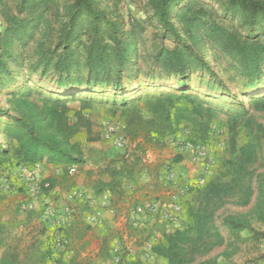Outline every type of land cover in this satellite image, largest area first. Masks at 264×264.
Segmentation results:
<instances>
[{
	"label": "rangeland",
	"instance_id": "obj_1",
	"mask_svg": "<svg viewBox=\"0 0 264 264\" xmlns=\"http://www.w3.org/2000/svg\"><path fill=\"white\" fill-rule=\"evenodd\" d=\"M153 1L91 0L105 13L99 29L83 16L70 31L73 0H0V176L25 166L17 164L15 141L1 154L5 126L26 111L25 101L56 97L67 98L69 122L78 125L71 142L82 159L59 163L57 186L73 192L79 173L70 169L96 168L90 191L52 200L37 185L28 209L20 208L26 187L0 189V257L15 264H55L59 255L87 264H264V109L251 101L264 93V68L249 83L206 33L215 25L264 43V20L252 26L232 0H181L170 15L176 36ZM96 36L132 43L121 89L87 86L84 58ZM177 47L204 58L213 74L197 67L180 83L156 59ZM249 144L253 152L243 150Z\"/></svg>",
	"mask_w": 264,
	"mask_h": 264
},
{
	"label": "trees",
	"instance_id": "obj_2",
	"mask_svg": "<svg viewBox=\"0 0 264 264\" xmlns=\"http://www.w3.org/2000/svg\"><path fill=\"white\" fill-rule=\"evenodd\" d=\"M180 1H153L154 12L158 16L159 21L176 36L177 30L170 19V15L173 6L177 5ZM231 4L234 7H242L245 10V15L252 26H256L264 20V0H232ZM69 13H71L69 21L71 25L70 31L75 29L77 22L83 16L91 21L90 25L95 31L99 29V24L105 18V13L102 10L95 9L91 5V0H73L72 4L69 5ZM206 33L212 39H215L216 44L232 61L239 65L242 75L250 79L249 83H254L256 78L263 72L264 43L259 40L237 39L215 25L208 26ZM113 39L115 40V38ZM131 45L132 43L128 41L105 42L99 36H96V39L87 47L84 58L85 64L89 69L87 86L111 85L114 89H121L122 85L119 73L132 60ZM156 59L165 71L172 72L174 75L181 77L180 83H187L191 73L197 67H200L202 70H210L213 74L210 65L204 58L197 59L193 57L183 47L160 51ZM62 80L58 83L64 82L66 79L63 78ZM181 95L182 97H186L185 92H181ZM120 99V103L124 104L125 100L123 98ZM251 101L256 106L264 109V93L253 97ZM66 103L67 98L60 97L48 99L42 104H38L35 101H25L26 111L16 118L14 124L7 125L4 128L6 145L2 146L1 154H6L8 152L7 144L10 141H15L17 144V164H35L44 158L54 163L65 164L82 161L77 154L78 146L74 142H71V138L76 133L78 125L76 122H69L66 113L68 110ZM193 109L199 111L197 104L193 103ZM157 110L163 114L162 107ZM204 128L205 126L202 125V133L205 132ZM262 132L264 136V130ZM252 148L253 146L249 144L243 150L250 152ZM180 160V156H177L175 159L176 162ZM118 171V169L108 170V174L114 177ZM52 184H54L52 181H48L45 189H48ZM156 251L160 254H168V251L163 252L160 246L156 248ZM54 262L55 264H87L77 259L76 256L64 259L62 255H59ZM0 264H15V261L11 257L1 256Z\"/></svg>",
	"mask_w": 264,
	"mask_h": 264
},
{
	"label": "crops",
	"instance_id": "obj_3",
	"mask_svg": "<svg viewBox=\"0 0 264 264\" xmlns=\"http://www.w3.org/2000/svg\"><path fill=\"white\" fill-rule=\"evenodd\" d=\"M110 155V154H109ZM75 167L74 172H77L79 174L76 175L74 178V191L70 193H65L64 190L59 188L57 184H59L60 175L62 174L61 168L62 164L54 163L51 161H48L46 159H43L42 161L35 163V164H29L25 165L22 168H20V171L18 175L12 174L8 177H2L0 176V189H4L6 191L7 189H14L16 184L19 186L21 185L23 188L26 187L27 191L25 194H22V196H25L22 201H26L24 205H21L20 208L28 209V207L34 206L37 202L36 199L39 197L38 192L36 191V186L39 185V188L43 185L48 184V181H52L54 184L50 185L47 191L49 192L48 196H52V200L58 197L57 200H60L59 198L62 194L66 197H71L72 193L78 192H88L90 191V186H92V182L95 178L94 170L96 169L95 166H93L91 163L87 162L82 165H78ZM72 172V173H74ZM109 178L103 179L104 181H108ZM112 181V179H111ZM39 182V184H37ZM111 182L108 183V185ZM2 187V188H1ZM56 193V194H54ZM58 193V194H57ZM54 194V196H53ZM56 195V196H55ZM59 195V196H57ZM19 198V197H17ZM66 252L71 253L72 250L69 247H65ZM101 249H99L100 251ZM64 251V252H65ZM98 252V251H97ZM99 253V252H98ZM98 253L96 255H98ZM69 256V255H68Z\"/></svg>",
	"mask_w": 264,
	"mask_h": 264
},
{
	"label": "built area",
	"instance_id": "obj_4",
	"mask_svg": "<svg viewBox=\"0 0 264 264\" xmlns=\"http://www.w3.org/2000/svg\"><path fill=\"white\" fill-rule=\"evenodd\" d=\"M75 170V167L73 166L71 169H70V172H74Z\"/></svg>",
	"mask_w": 264,
	"mask_h": 264
}]
</instances>
